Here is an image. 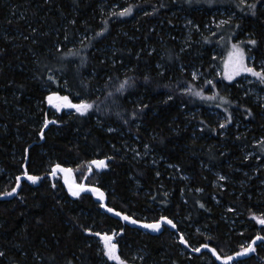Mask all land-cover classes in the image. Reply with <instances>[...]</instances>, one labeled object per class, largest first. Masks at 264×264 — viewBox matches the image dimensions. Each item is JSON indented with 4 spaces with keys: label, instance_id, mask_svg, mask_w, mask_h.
<instances>
[{
    "label": "trees",
    "instance_id": "1",
    "mask_svg": "<svg viewBox=\"0 0 264 264\" xmlns=\"http://www.w3.org/2000/svg\"><path fill=\"white\" fill-rule=\"evenodd\" d=\"M195 1L0 0V193L11 192L25 169L41 178L23 182L16 197L0 201V264H114L104 258L95 235L113 230L120 257L129 263L225 264L211 251L215 248L221 256H234L228 264H238L235 253L242 242L264 236V228L258 230L249 218L251 213L264 218V169L257 170L255 158L243 151L264 137V110L239 96L233 81L228 85L233 122L226 132L217 130L206 114L217 110L206 100L218 98L222 80L212 46L183 50L172 40L173 29L166 32L180 22L173 12L196 17ZM116 5L131 7V14L106 12ZM249 5L223 0L217 7L241 18L223 29L227 37H242L245 30L246 40H257L247 45L256 66L264 60V12L258 5L252 15ZM144 6L153 10L140 17ZM102 28L107 30L97 35ZM192 67H201L199 82ZM126 78L130 86L117 92ZM198 91L203 96L194 94ZM51 92L75 103L95 102L94 108L87 115H55L46 99ZM45 116L60 123L49 124L41 138ZM131 145L147 146L160 162L152 165L129 154L125 149ZM105 157L108 170L86 177L88 162ZM57 163L72 169L77 184L109 187L108 206L141 223L107 212L93 193L71 196L61 179L49 175ZM215 173L230 179L225 188L214 186ZM224 215L230 220L239 215L244 223L230 231ZM161 216L178 219L181 226L194 223L202 232L189 241L210 247L189 252L176 232L145 233L138 227ZM262 245L248 264H264Z\"/></svg>",
    "mask_w": 264,
    "mask_h": 264
},
{
    "label": "rangeland",
    "instance_id": "2",
    "mask_svg": "<svg viewBox=\"0 0 264 264\" xmlns=\"http://www.w3.org/2000/svg\"><path fill=\"white\" fill-rule=\"evenodd\" d=\"M208 3L209 6H213L215 8L211 9H204L205 7L202 6L204 3ZM223 0H196L195 3L198 4V7H195L194 9V16L189 15V14H184V11H181L180 9L177 10L176 12L172 13V17L176 18L178 21L180 20V22L173 26V25H169L168 29L166 30V32H168L170 34V30L173 29L172 32V40H176L178 43H180V47H182L183 50H186L187 48H189L191 45L193 44H209L210 46H212V55L215 58V63H214V70L216 73V76L219 77L220 75H222V80L218 83V98H211V99H207L206 103H209L212 107L217 108V110H209L206 114L207 116L210 117V120L212 121V123H214V127L217 130H221L222 128L219 127V125L221 124H225V121L228 118L229 113H231L232 115V119L230 122H228L227 124H225V128H223L222 130H224V132H226V130L229 129V125L232 124L233 122V113H232V108H234V105H232L229 96L231 91H228V85L231 84L233 81L235 82L236 87L239 89V96H244L246 97L248 100L251 101L253 106H258L261 108V110H264V84L260 83L258 81V78L251 75L250 73H241L240 75L236 76L233 80H228L226 78V63L229 60V52L232 50V45L234 43H240V42H244L242 46L245 47V50L249 53L251 52L252 48L247 47V45L249 46V44H247L246 38H248V34L246 33L245 30H241V34L242 37H237L236 35H232L231 38L227 37L224 33H223V29L227 28L228 26H230L231 21L236 20V19H241L240 17H237V15H239V13L237 11H234L233 9H226L224 7H217L218 5H220V3H222ZM238 3H240L242 6L244 4H252L254 2V0H247L246 3H242V0H237ZM258 12L260 14H263L264 12V4H258ZM105 9V8H104ZM125 8L121 7L120 5H116L112 8L109 9V11H106L107 13L112 14V16L115 13H121ZM153 10L152 7H146L144 6L140 12V17L144 16V14H146L147 12H151ZM199 15V17L201 18H197V14ZM138 15V16H139ZM126 16V15H125ZM124 17V15L122 16ZM221 21H224V23H221ZM133 24V23H131ZM238 24H236L237 26ZM170 31V32H169ZM228 31V30H226ZM171 35V34H170ZM182 44V45H181ZM181 49V50H182ZM253 61H251L250 63L252 64ZM264 62L263 61H259L255 67H257V69L259 70V67L261 66V63ZM223 71V72H221ZM190 72L191 75L193 77V79L196 82H199V80L202 78V73H201V67H192L190 68ZM193 73H195L196 75L194 76ZM185 92V91H184ZM213 93V91H212ZM50 94V93H49ZM64 96V95H61ZM69 97V96H68ZM224 99H221V98ZM70 98V97H69ZM72 100V98H70ZM237 102V99H235ZM48 102V101H47ZM73 103H75L72 100ZM48 107L50 109V112L55 114V115H62L63 113L66 115H70L74 112H76L75 109L73 108H69V107H64L60 110H57L53 104H49L48 103ZM225 109H227V111H225ZM263 118H264V113H262ZM51 124V123H50ZM236 128H242V125L240 123H238L236 125ZM243 131V130H241ZM247 131H245L246 133ZM264 136V133H263ZM193 138H195L192 135ZM264 137L259 138L258 140H254L253 146L254 148H249L246 149L244 148V155L247 159H254V165L256 168H258L257 170H263L264 169V159H263V155H264V148H262L261 144L259 143V141H261V139ZM258 145V146H257ZM257 146V147H256ZM255 148H259V149H255ZM129 154H132L133 156H136L137 158H139L141 161H147L150 162L152 165H155L156 163L160 162V160H158V158L153 154V152H151L147 147L144 148H137L135 145H131L130 147H127L125 149ZM137 153H139L140 155H137ZM97 160V159H94ZM92 161V160H91ZM90 162V161H89ZM107 162V161H106ZM108 163V162H107ZM68 168V167H67ZM166 168H170L168 166H166ZM251 168H253L251 166ZM105 170H108L107 168H95L94 166H92L91 171L88 170V167L86 169L85 172V176H91L93 174H98L101 173ZM52 171V170H51ZM216 178L212 181L215 187H220L225 188V183L229 182V178L227 177L226 180H219V176H221V173H215ZM224 176V175H223ZM56 177L58 179H61L62 182H64V175L59 172ZM9 178V177H7ZM167 178H171V180H175L174 177H167ZM180 179H183L182 174H180ZM69 180L70 182H75L76 180L74 178V174L73 171L69 174ZM77 184V183H76ZM221 185H223V187H221ZM133 191L134 193H139V189H138V184H134L133 186ZM101 188V187H100ZM105 193H106V197L107 200L109 199V192L110 189L109 187L104 189L101 188ZM69 192V191H68ZM148 191H143L141 192V194H145L147 195L148 193H146ZM70 193V192H69ZM71 194V193H70ZM72 196V195H71ZM93 197L96 199L97 197L93 194ZM217 203H219V200H217ZM227 213H232V210L227 207ZM250 220H252L253 223L257 224L258 230L264 228V224H260L259 223V219L262 218L261 214L258 213H251L249 215ZM188 218H186L187 221ZM223 219L225 220V223L230 226V231L233 230V225H237V224H243L244 220L240 219L239 215H234V220H230L227 218L226 215L223 216ZM154 221H148L145 223H152ZM173 222L176 224L177 226V231L176 233L177 235V239L179 242H182L180 239L181 234H183L184 238L188 241V244H184V249L188 250L189 252H192L193 249L200 247L197 244H191V242L189 240H193L194 238H196V236H198L202 231V229L198 226H196L194 223L188 224L186 225L185 223L181 226L180 225V221L177 220H173ZM144 223V224H145ZM193 228V231L189 232V229ZM145 233H147V231H145ZM192 236V239H190L189 236ZM261 235V234H259ZM262 236V235H261ZM98 242L100 243V247L101 250L103 248V241H102V236H96ZM117 237L118 235H116L114 242H117ZM251 243L250 241H243L242 245L247 247L248 244ZM255 251L254 252H250L247 253L243 256L239 257V260L237 261V263H243V264H248L247 263V258L250 257L251 255L256 253L257 250V246L255 245ZM262 248H264V245H262ZM102 252V251H101ZM103 254V253H102ZM136 257L135 260H139L137 258H140V255L138 253H136ZM118 255L119 254V247H118ZM104 258L107 259L110 262H113L114 264H119L118 261H113L110 260L107 256H105L103 254ZM234 258V256H233ZM243 259V260H242ZM127 264H133V263H129L127 262Z\"/></svg>",
    "mask_w": 264,
    "mask_h": 264
},
{
    "label": "snow or ice",
    "instance_id": "3",
    "mask_svg": "<svg viewBox=\"0 0 264 264\" xmlns=\"http://www.w3.org/2000/svg\"><path fill=\"white\" fill-rule=\"evenodd\" d=\"M246 2L247 0H242V3H246ZM258 4H264V0H254V2L251 5H249V9L251 10L252 15H256L255 10ZM131 12H132V8L129 7V8L124 9L121 13H119V15L121 16L130 15ZM73 23H75V21H73ZM221 23H224V21H221ZM237 27H239V25H237ZM106 30H107L106 28H102L101 31L97 33V35H102ZM65 39H67V37H65ZM243 43L244 42L234 43L232 45V50L229 52V60L226 63V69H227L226 78L228 80H233L236 76L240 75L241 73H250L251 75L257 77L260 83L264 84V62L261 63L259 70L257 69V67L252 65L250 62L254 60V57H251L249 53L245 50V47L242 46ZM247 44L255 46L257 45V40L250 39L249 41H247ZM193 75L195 76L196 74L193 73ZM49 79L55 80V77L50 76ZM145 79H147V77H145ZM126 86H130L129 78H126L125 80H123L119 84V87L116 89V91L123 92L126 90ZM183 91L192 92V89L185 88L183 89ZM194 94L198 96H203L202 91L195 92ZM109 95H111V93H109ZM46 99L48 103L53 104L57 110H60L64 107H69V108L75 109L76 112L79 113L80 115H87L90 112V110L94 108V104H95V102H90L89 100H86V99H80L78 103H73L72 100L67 95L61 96L59 92H51L46 97ZM168 99H172V97L170 96L168 97ZM221 99H224V98L222 97ZM143 107H146V106H141V110ZM225 111H227V109H225ZM247 113L248 115H252L251 109H247ZM136 115H137V112L133 111L132 116L135 117ZM231 119H232V115L231 113H229L228 118L225 121V124L230 122ZM50 123H60V121H51L47 119V116H45L43 125L39 133L41 138H43L44 136V129L47 128ZM125 123H127V121H125ZM225 124H221L219 125V127L223 129L225 128ZM108 131H113V129L109 128ZM259 143L261 144L262 148H264V138H262L261 141H259ZM137 155H140V154L137 153ZM108 159L110 158L105 157L104 159L92 160L88 162V170L91 171V168L93 165H95V167L97 168H107L108 164L106 161ZM59 172H63L65 174V178H66L65 182L68 183V191L71 193L73 197H80L81 193L87 191V192L93 193L100 201L106 200V193L100 187H94V186H89L86 184H76L75 182H70L67 179V177L72 172V169L64 167L63 165L59 163L53 166L52 171L49 173V175L52 177H55ZM22 175L27 177V179L29 181H32L33 183H36L37 181L41 179L39 176L30 175L26 169L22 172ZM157 175H159V173H157ZM226 179H227L226 176H223V175L219 176V180L221 181L226 180ZM19 180H20V177H17V185L16 187L12 189L11 192L0 193V195L9 196V195H12V193H15L17 191V188H19L20 186ZM52 187L53 188L56 187L55 183L52 184ZM221 187H223V185H221ZM102 206L106 208L108 212L114 213L116 216L122 217L125 221H131L134 224L141 223L140 220H134L131 216L127 215L126 213L118 212L115 208L109 207L107 203H104ZM201 207H204V205L201 204ZM165 223L168 225H171L173 228L176 227V224L173 222V220L169 219L167 216H161L158 220H155L152 223H145L143 226L145 228H149L154 231H159ZM259 223L264 224V218H260ZM84 231L91 233L92 229L85 228ZM120 232H123V228L120 229ZM95 235L102 236L103 248L101 251L105 256H107L110 260L118 261L119 264H127V261L122 259L118 255V245L117 243L114 242L115 237L117 235L115 230H113L111 234L107 232L103 234L100 232H96ZM180 239L184 244H188V241L184 238L183 234H181ZM258 240L264 241V236L257 235L255 239H253L251 243L248 244L247 247L241 245L242 251L235 253V256L240 257L247 253L254 252L255 251L254 246L256 244V241ZM209 247L210 246L208 244H203L200 247L193 249V251L199 252L201 248H209ZM211 251L216 254L217 259L223 260L225 264H228L229 261L233 260V256H221L216 251L215 248H212ZM3 255H4V252L0 251V256H3Z\"/></svg>",
    "mask_w": 264,
    "mask_h": 264
},
{
    "label": "water",
    "instance_id": "4",
    "mask_svg": "<svg viewBox=\"0 0 264 264\" xmlns=\"http://www.w3.org/2000/svg\"><path fill=\"white\" fill-rule=\"evenodd\" d=\"M93 166H95V165H93ZM64 176H65V174H64ZM66 179V178H65ZM67 179L69 180V175H68V177H67ZM70 181V180H69ZM23 182H28L30 185L31 184H33V182L32 181H29L28 179H27V177H25V176H20V180H19V185L21 186V184L23 183ZM17 185V184H16ZM64 185H65V187H66V189H68V183H66L65 181H64ZM20 186H19V188H20ZM19 188H17V189H19ZM87 192V191H86ZM89 193H91V192H89ZM17 196V191L15 192V193H12V195H9V196H0V201H9V200H11V199H13L14 197H16ZM97 202L98 203H100V204H104V203H107V197H106V200L105 201H100L98 198H97ZM105 210L107 211V209L105 208ZM108 212V211H107ZM109 213H111V212H109ZM114 216H116L115 214H114ZM116 217H119V216H116ZM121 218V217H120ZM138 227H144L143 225H141V226H138ZM145 228V227H144ZM169 229V230H171V231H173V232H176L177 231V226L175 227V228H173L171 225H168V224H164L162 227H161V229L159 230V231H154V230H152V229H149V228H145L146 229V231L147 232H149V233H153V234H159V233H161V231H163V229ZM260 243H264V241H256V244H260Z\"/></svg>",
    "mask_w": 264,
    "mask_h": 264
},
{
    "label": "bare ground",
    "instance_id": "5",
    "mask_svg": "<svg viewBox=\"0 0 264 264\" xmlns=\"http://www.w3.org/2000/svg\"><path fill=\"white\" fill-rule=\"evenodd\" d=\"M95 167V166H94ZM96 168V167H95ZM61 173H63V172H61ZM64 174V173H63ZM65 177V176H64ZM64 181H65V178H64ZM68 190V189H67ZM85 193H89V192H85ZM91 194V193H90ZM96 201H97V198H96ZM144 230H146L145 228H144Z\"/></svg>",
    "mask_w": 264,
    "mask_h": 264
}]
</instances>
